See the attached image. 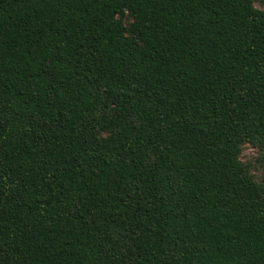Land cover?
Segmentation results:
<instances>
[{
    "label": "trees",
    "instance_id": "16d2710c",
    "mask_svg": "<svg viewBox=\"0 0 264 264\" xmlns=\"http://www.w3.org/2000/svg\"><path fill=\"white\" fill-rule=\"evenodd\" d=\"M264 0H0V264H264Z\"/></svg>",
    "mask_w": 264,
    "mask_h": 264
},
{
    "label": "rangeland",
    "instance_id": "374dc122",
    "mask_svg": "<svg viewBox=\"0 0 264 264\" xmlns=\"http://www.w3.org/2000/svg\"><path fill=\"white\" fill-rule=\"evenodd\" d=\"M242 160L251 165L252 172L258 180L264 176V167L261 163L259 153L255 148L246 146L242 154Z\"/></svg>",
    "mask_w": 264,
    "mask_h": 264
}]
</instances>
